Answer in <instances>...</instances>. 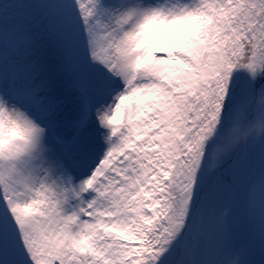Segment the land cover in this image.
Segmentation results:
<instances>
[{
	"label": "snow or ice",
	"instance_id": "snow-or-ice-1",
	"mask_svg": "<svg viewBox=\"0 0 264 264\" xmlns=\"http://www.w3.org/2000/svg\"><path fill=\"white\" fill-rule=\"evenodd\" d=\"M0 264H264V0H0Z\"/></svg>",
	"mask_w": 264,
	"mask_h": 264
}]
</instances>
